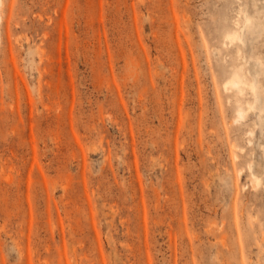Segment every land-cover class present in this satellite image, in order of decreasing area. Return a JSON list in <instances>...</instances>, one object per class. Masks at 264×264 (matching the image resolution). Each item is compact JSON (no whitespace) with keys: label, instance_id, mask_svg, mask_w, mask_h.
<instances>
[{"label":"rangeland","instance_id":"obj_1","mask_svg":"<svg viewBox=\"0 0 264 264\" xmlns=\"http://www.w3.org/2000/svg\"><path fill=\"white\" fill-rule=\"evenodd\" d=\"M0 11V264H264V0Z\"/></svg>","mask_w":264,"mask_h":264},{"label":"bare ground","instance_id":"obj_2","mask_svg":"<svg viewBox=\"0 0 264 264\" xmlns=\"http://www.w3.org/2000/svg\"><path fill=\"white\" fill-rule=\"evenodd\" d=\"M2 3V0H0V4ZM3 16H2V12L0 11V22L2 20ZM256 21L254 20V17L252 15H249L248 13H245V18L243 20L242 23H239L240 29L243 31L245 27L247 26H251L252 24H254ZM226 34L228 36V38L230 39H236L239 38L241 41H243V35L240 31V33L237 32H231V31H226ZM244 81L242 80V77H240L239 75H235V76H229L227 78V83H226V87H240L241 82ZM249 87L253 90V94H254V101H251L250 106L255 108L257 107V99H258V87L255 83L251 82ZM239 115L240 116H244V112L242 108H239ZM251 132L253 133L254 130L251 129ZM251 141V138H250ZM255 179H257L255 177Z\"/></svg>","mask_w":264,"mask_h":264}]
</instances>
